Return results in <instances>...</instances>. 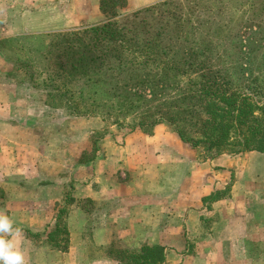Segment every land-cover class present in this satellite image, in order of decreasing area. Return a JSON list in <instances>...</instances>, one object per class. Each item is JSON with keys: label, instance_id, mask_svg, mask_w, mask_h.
I'll return each instance as SVG.
<instances>
[{"label": "crops", "instance_id": "obj_1", "mask_svg": "<svg viewBox=\"0 0 264 264\" xmlns=\"http://www.w3.org/2000/svg\"><path fill=\"white\" fill-rule=\"evenodd\" d=\"M158 1L126 0L123 9ZM3 64L0 209L22 229L29 264H125L121 252L157 245L163 247L161 264H264V153L198 158L173 126L160 123L151 134L109 131L83 144L69 159V183L51 179L47 171H34L38 163L47 170L50 161L30 123L33 97L19 86L28 91L30 84L9 72L14 62ZM41 105L49 110L44 100ZM87 151L91 156L83 157ZM59 228L66 231L64 247L49 239Z\"/></svg>", "mask_w": 264, "mask_h": 264}, {"label": "trees", "instance_id": "obj_2", "mask_svg": "<svg viewBox=\"0 0 264 264\" xmlns=\"http://www.w3.org/2000/svg\"><path fill=\"white\" fill-rule=\"evenodd\" d=\"M249 2L250 14L239 21L231 0H161L126 14V0H100L105 20L55 34L46 51L54 76L39 81L45 73L25 63L29 84L54 112L101 113L146 134L167 123L203 158L264 153V83L251 67L264 47V0ZM21 64L12 65L15 75ZM233 67L246 76L242 85ZM120 257L125 264H161L163 247Z\"/></svg>", "mask_w": 264, "mask_h": 264}, {"label": "rangeland", "instance_id": "obj_3", "mask_svg": "<svg viewBox=\"0 0 264 264\" xmlns=\"http://www.w3.org/2000/svg\"><path fill=\"white\" fill-rule=\"evenodd\" d=\"M249 1L231 0L229 5L230 14L239 21L246 19L252 10ZM99 2L100 0H0V52L2 54L0 67H3L5 60L22 63L23 68L16 71L17 76L15 75L16 81L20 84L22 82L29 84L30 72L25 63L31 64V68L38 73H45L44 75H38L39 81L46 78L47 74L54 76V71L51 70V60H49L50 56L46 53L50 41L59 32L91 26L104 21L105 16L99 8ZM236 10L238 13L235 12ZM122 12L126 14L128 10L122 9ZM37 20L42 21L37 23ZM6 34L10 36L3 37ZM253 54L256 55L255 64H251L253 75H257L258 80L264 83V62H261V60H264V47ZM237 69L233 67L232 70L230 69V73L235 82L242 85L246 76L244 75V78H241ZM9 72L14 74V70L9 69ZM186 79L187 77H182L180 79L181 83H186ZM78 84V82L74 84L76 90L80 89ZM19 86L21 91H26L32 95L34 100L37 99L34 104L28 105L31 111L30 117H33V122L30 123L36 125L34 130L36 135L39 136L37 140L44 142V156L49 159L47 161H50L47 170L45 169L47 164L38 163L39 166L36 165L34 171H47L49 176L52 177L51 179H58V181L66 184L69 183L73 173V166L69 164L71 163L69 159L77 155L83 144L89 142L93 145L99 139V136L109 131L117 136H121L128 130L130 131L125 123L123 125L114 124L113 118L101 119L99 117L101 113L100 115L97 113V115L86 117H74L65 114L64 111L54 112L53 109L48 110L41 105L44 99V96L39 94L41 90H35L29 85L27 91L25 85L21 84ZM16 107L17 110L21 111L19 103ZM38 119H40V122H37ZM131 120L132 117L127 121ZM62 144H65V146L62 147ZM45 145L47 148H45ZM191 149H193L195 157L203 158L201 149ZM90 152L84 153L83 157H90L92 154ZM244 152L241 153L244 154ZM226 153L233 152L227 151ZM34 158H38L40 161L43 160L42 156H34ZM64 160L68 161V164L63 163ZM58 161L59 163H57ZM56 180L35 179L33 184L38 182L51 183ZM19 185L16 183L17 189L25 187ZM4 200L3 188L0 187V204L4 203ZM56 233L57 235L52 241L59 242L60 246L66 245L64 243L66 241L64 230L59 228ZM36 236L34 235V238L37 240Z\"/></svg>", "mask_w": 264, "mask_h": 264}, {"label": "clouds", "instance_id": "obj_4", "mask_svg": "<svg viewBox=\"0 0 264 264\" xmlns=\"http://www.w3.org/2000/svg\"><path fill=\"white\" fill-rule=\"evenodd\" d=\"M22 229L14 218L0 209V264H29V258L20 245Z\"/></svg>", "mask_w": 264, "mask_h": 264}]
</instances>
